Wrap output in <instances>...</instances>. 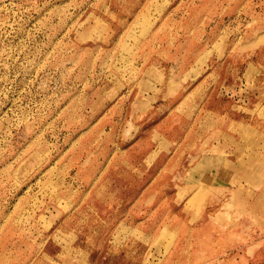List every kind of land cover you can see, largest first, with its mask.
Wrapping results in <instances>:
<instances>
[{
	"label": "rangeland",
	"instance_id": "374dc122",
	"mask_svg": "<svg viewBox=\"0 0 264 264\" xmlns=\"http://www.w3.org/2000/svg\"><path fill=\"white\" fill-rule=\"evenodd\" d=\"M0 264H264V0H0Z\"/></svg>",
	"mask_w": 264,
	"mask_h": 264
}]
</instances>
